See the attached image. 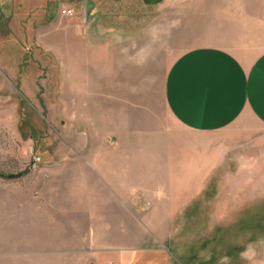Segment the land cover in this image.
Segmentation results:
<instances>
[{"label":"rangeland","instance_id":"obj_1","mask_svg":"<svg viewBox=\"0 0 264 264\" xmlns=\"http://www.w3.org/2000/svg\"><path fill=\"white\" fill-rule=\"evenodd\" d=\"M198 48L253 61L264 0H0V264H113L114 248L95 245L98 232L68 208L67 160H82L110 114L180 134L165 79ZM246 128L258 125L245 117L212 139ZM207 186L213 209L187 232L201 239L202 264H264V184Z\"/></svg>","mask_w":264,"mask_h":264},{"label":"crops","instance_id":"obj_2","mask_svg":"<svg viewBox=\"0 0 264 264\" xmlns=\"http://www.w3.org/2000/svg\"><path fill=\"white\" fill-rule=\"evenodd\" d=\"M164 103L180 134L140 132L110 114L82 160H67L68 208L98 232L95 245L114 248L113 264H202L201 239L187 232L204 229L207 185L264 184V52L253 61L218 48L184 53L166 76ZM245 117L258 129L212 139Z\"/></svg>","mask_w":264,"mask_h":264},{"label":"bare ground","instance_id":"obj_3","mask_svg":"<svg viewBox=\"0 0 264 264\" xmlns=\"http://www.w3.org/2000/svg\"><path fill=\"white\" fill-rule=\"evenodd\" d=\"M87 76V75H86ZM99 82V81H98ZM97 84V83H96Z\"/></svg>","mask_w":264,"mask_h":264}]
</instances>
